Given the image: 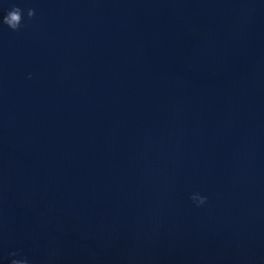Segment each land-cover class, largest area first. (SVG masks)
<instances>
[{"label":"water","instance_id":"95a60500","mask_svg":"<svg viewBox=\"0 0 264 264\" xmlns=\"http://www.w3.org/2000/svg\"><path fill=\"white\" fill-rule=\"evenodd\" d=\"M13 251L264 264V0H0V264Z\"/></svg>","mask_w":264,"mask_h":264},{"label":"clouds","instance_id":"9594fccd","mask_svg":"<svg viewBox=\"0 0 264 264\" xmlns=\"http://www.w3.org/2000/svg\"><path fill=\"white\" fill-rule=\"evenodd\" d=\"M23 9L13 5L7 13L2 18V23L7 25L13 31H19L23 23ZM35 16V10L29 8L27 10V17L32 19ZM30 78V77H29ZM194 202L197 203V206L202 205L206 202L207 197H201L198 194H194L190 197ZM10 264H33L27 256H21V253L18 251L10 252L9 254ZM21 257V258H15Z\"/></svg>","mask_w":264,"mask_h":264}]
</instances>
